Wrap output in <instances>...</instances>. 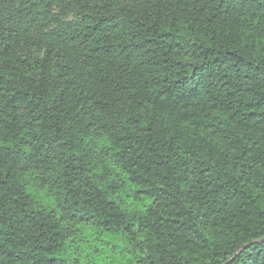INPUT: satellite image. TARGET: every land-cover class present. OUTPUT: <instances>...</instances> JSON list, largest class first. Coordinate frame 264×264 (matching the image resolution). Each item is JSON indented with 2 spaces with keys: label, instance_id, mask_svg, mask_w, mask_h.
Returning <instances> with one entry per match:
<instances>
[{
  "label": "trees",
  "instance_id": "16d2710c",
  "mask_svg": "<svg viewBox=\"0 0 264 264\" xmlns=\"http://www.w3.org/2000/svg\"><path fill=\"white\" fill-rule=\"evenodd\" d=\"M99 260L264 264V0H0V264Z\"/></svg>",
  "mask_w": 264,
  "mask_h": 264
},
{
  "label": "rangeland",
  "instance_id": "374dc122",
  "mask_svg": "<svg viewBox=\"0 0 264 264\" xmlns=\"http://www.w3.org/2000/svg\"><path fill=\"white\" fill-rule=\"evenodd\" d=\"M127 203L129 205L130 208H135V207H139V208H142L143 206H146L148 205L149 203H151V200L147 199V200H143L139 203H135L134 199L133 198H129L127 200ZM88 234V233H87ZM88 236V235H87ZM94 245V243L92 244ZM103 258H105V256H103ZM99 264H103L102 260H99L98 261Z\"/></svg>",
  "mask_w": 264,
  "mask_h": 264
}]
</instances>
